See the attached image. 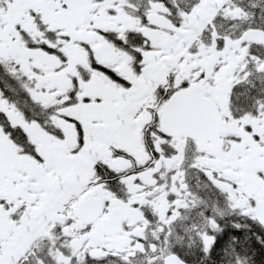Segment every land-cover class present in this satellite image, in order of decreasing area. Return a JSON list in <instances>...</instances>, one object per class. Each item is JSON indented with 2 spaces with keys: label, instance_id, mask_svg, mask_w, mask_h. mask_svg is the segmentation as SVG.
<instances>
[{
  "label": "snow or ice",
  "instance_id": "snow-or-ice-1",
  "mask_svg": "<svg viewBox=\"0 0 264 264\" xmlns=\"http://www.w3.org/2000/svg\"><path fill=\"white\" fill-rule=\"evenodd\" d=\"M0 264H264V0H0Z\"/></svg>",
  "mask_w": 264,
  "mask_h": 264
}]
</instances>
